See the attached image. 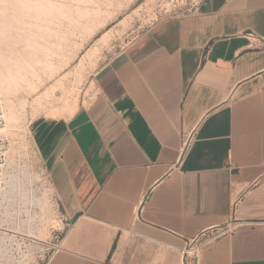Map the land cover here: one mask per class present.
Returning <instances> with one entry per match:
<instances>
[{
  "label": "crops",
  "instance_id": "obj_1",
  "mask_svg": "<svg viewBox=\"0 0 264 264\" xmlns=\"http://www.w3.org/2000/svg\"><path fill=\"white\" fill-rule=\"evenodd\" d=\"M92 83L72 117L30 125L67 220L43 264H194L187 241L233 221L197 264H264V0H198Z\"/></svg>",
  "mask_w": 264,
  "mask_h": 264
},
{
  "label": "rangeland",
  "instance_id": "obj_2",
  "mask_svg": "<svg viewBox=\"0 0 264 264\" xmlns=\"http://www.w3.org/2000/svg\"><path fill=\"white\" fill-rule=\"evenodd\" d=\"M32 1L29 4V0H0V75H5L9 64L12 67L19 57V61L34 63L33 67L39 71L34 79L29 78V84H10L7 91L5 86L0 87L3 105L8 98L11 106L14 104L12 122L6 119L0 127L5 131L0 136L9 143L8 171L17 176L26 191V201L15 200L12 217L5 222L29 236L13 241L12 258L2 264H43L60 247L66 229L67 220L57 194L35 152L31 122L41 118L68 119L70 116L64 113L67 104L76 102V113L87 106L88 100L95 97L92 79L100 68L157 20L190 14L198 3V0H48L62 4L64 14L61 8L42 17L43 20H33L27 16L34 13L31 7L36 4L32 5ZM101 37L103 40L99 41Z\"/></svg>",
  "mask_w": 264,
  "mask_h": 264
},
{
  "label": "bare ground",
  "instance_id": "obj_3",
  "mask_svg": "<svg viewBox=\"0 0 264 264\" xmlns=\"http://www.w3.org/2000/svg\"><path fill=\"white\" fill-rule=\"evenodd\" d=\"M20 1V0H19ZM75 1V0H74ZM82 1V0H81ZM80 1V2H81ZM86 1V0H85ZM89 1V0H88ZM23 2V1H22ZM26 2V1H25ZM34 2L32 5L36 4L38 5L36 7L32 6L31 8H33V14L31 15L30 14H27V16L29 17V19H33V20H39V19H42L45 18L46 16H49L52 12L54 13L55 10L58 9L61 10V8L63 9L62 7V4L59 5L57 4L56 2L54 1H48L46 0L44 2L41 1V0H34L32 1ZM31 2V3H32ZM43 5H41L42 3ZM46 2H48V5H44ZM60 2V1H58ZM90 2V1H89ZM41 3V4H40ZM77 3V2H76ZM93 3V2H92ZM25 4V3H24ZM28 4V2H27ZM29 4H30V0H29ZM74 4V3H73ZM81 4V3H80ZM77 5V4H76ZM60 7V9H59ZM80 7V6H79ZM83 7V5L81 6ZM85 7H88V6H85ZM90 7V6H89ZM35 8V9H34ZM66 9V8H65ZM83 9V8H81ZM81 9L79 11H81ZM77 10V9H76ZM6 11V10H5ZM32 11V10H31ZM25 12V11H24ZM28 12V11H27ZM52 13V14H53ZM62 13V12H61ZM51 14V15H52ZM60 14V13H59ZM64 14V9H63V13ZM50 15V16H51ZM77 15V14H76ZM64 16V15H63ZM78 16V15H77ZM81 18V17H80ZM25 19H28V18H25ZM28 19V20H29ZM66 19V18H65ZM43 20V19H42ZM56 20V19H55ZM92 20V19H91ZM31 21V20H29ZM50 21V20H49ZM87 21V20H86ZM34 22V21H33ZM41 22V21H40ZM25 23V22H24ZM93 23V22H92ZM73 24V23H72ZM28 25V24H27ZM34 25V24H33ZM42 25V24H41ZM52 29V28H51ZM104 36V35H103ZM103 40V37L100 38L99 41ZM28 41V40H27ZM29 43V42H28ZM31 44V43H29ZM14 46V45H13ZM29 46H32V45H29ZM22 47V46H21ZM40 49V48H39ZM32 50V49H31ZM7 51V50H6ZM29 51V50H28ZM25 53V52H24ZM41 54V53H40ZM16 56V55H15ZM14 56V57H15ZM18 56V54H17ZM1 57V56H0ZM34 57V56H33ZM21 58V57H19ZM19 58L15 59L14 60V63L12 65V67H10V64H9V68L7 67V72H5V75L1 74L0 75V87H6L10 84H13V85H18L19 82H24V83H31V80H29V78L32 76H36L35 75V72H39V71H36L35 70V67H33L34 63L31 65V64H27V63H24L22 59V61H19ZM35 58V57H34ZM24 59V58H23ZM12 60V58L10 59ZM36 60V59H35ZM39 60V59H38ZM25 61V60H24ZM31 61V60H29ZM37 61V60H36ZM40 61V60H39ZM39 61H38V64H39ZM9 62V61H8ZM12 62V61H11ZM32 62V61H31ZM41 63V62H40ZM37 64V63H35ZM3 65V64H2ZM6 68V67H5ZM4 68V69H5ZM26 71H28V73H26ZM38 76V74H37ZM39 78V77H38ZM34 79V78H33ZM23 84V83H22ZM10 87V86H9ZM8 87V88H9ZM7 88V87H6ZM5 88V89H6ZM8 88L5 90L7 91ZM0 95H1V92H0ZM3 95V94H2ZM69 96V95H68ZM4 97V96H3ZM7 98V97H6ZM8 101L5 102V104L3 105V108H4V118L5 120L9 123L10 121L12 122L11 119L12 118V114L11 112L13 111L12 108H13V105L11 106L12 103H10L9 101V98L7 99ZM66 101V100H65ZM69 103V102H68ZM76 102H74L72 105H65V110H64V113L66 112L67 115H69L70 117H72L75 112L77 111V106H76ZM5 106V107H4ZM54 110V109H53ZM56 110H54V115H57L58 113H55ZM57 112V111H56ZM53 114V113H52ZM6 115H7V118H6ZM11 115V116H10ZM60 116V115H59ZM20 130V129H19ZM5 132L4 129H0V134ZM10 163V162H9ZM10 165V164H8ZM7 165V167H9ZM9 169V168H8ZM10 172V171H9ZM22 184L20 183V180L17 178L16 175L13 174V172L9 173V176H8V179H7V191L5 193V195L0 199V210H3L2 213H0V217L4 220V221H7L8 219H10L12 217V214L13 212L11 211V206H12V203L15 201V200H18V201H23L22 203H24L26 201V191L25 189H22L21 188ZM8 222V221H7ZM12 257H11V253L9 251V249L5 246H0V260H5V261H8L10 260Z\"/></svg>",
  "mask_w": 264,
  "mask_h": 264
},
{
  "label": "built area",
  "instance_id": "obj_4",
  "mask_svg": "<svg viewBox=\"0 0 264 264\" xmlns=\"http://www.w3.org/2000/svg\"><path fill=\"white\" fill-rule=\"evenodd\" d=\"M4 124H5L4 108H3L2 100L0 98V127L3 126ZM183 140H184L183 145H186L188 141V136L186 137V135L184 134ZM8 146L9 143L6 140V138L0 136V199L5 195L7 191V179L9 176V171L7 167ZM43 171L46 174L44 169ZM46 177L48 179V183L50 184L47 174ZM242 225L243 223L241 222L233 221L223 226L215 227L210 230H205L201 232L194 238L187 241V247L183 252V257L191 260L194 264H197V258L203 249L214 244L219 239L227 235L233 234ZM19 231H20L19 229H13L9 227V225H7L3 219H0V246L2 245L7 247L11 253V257L14 253L13 252L14 249L12 248L13 241L14 240L18 241V239L21 241L23 239H29V236L19 233ZM21 236L24 237L21 238ZM58 249L59 248L53 250L47 259H49ZM3 261L5 260H0V264H2ZM187 264H191V263H187Z\"/></svg>",
  "mask_w": 264,
  "mask_h": 264
}]
</instances>
